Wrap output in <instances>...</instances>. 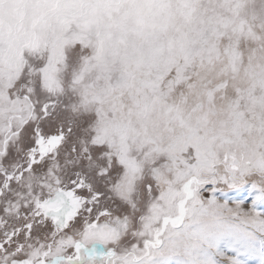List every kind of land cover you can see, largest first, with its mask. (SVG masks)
Returning a JSON list of instances; mask_svg holds the SVG:
<instances>
[{"label":"snow or ice","instance_id":"6c2138e0","mask_svg":"<svg viewBox=\"0 0 264 264\" xmlns=\"http://www.w3.org/2000/svg\"><path fill=\"white\" fill-rule=\"evenodd\" d=\"M0 264H264V0H0Z\"/></svg>","mask_w":264,"mask_h":264},{"label":"rangeland","instance_id":"374dc122","mask_svg":"<svg viewBox=\"0 0 264 264\" xmlns=\"http://www.w3.org/2000/svg\"><path fill=\"white\" fill-rule=\"evenodd\" d=\"M245 196H246V193H245ZM250 202V201H249Z\"/></svg>","mask_w":264,"mask_h":264}]
</instances>
